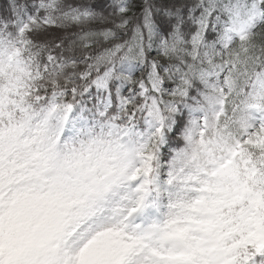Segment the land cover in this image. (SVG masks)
Returning <instances> with one entry per match:
<instances>
[{
	"label": "trees",
	"instance_id": "16d2710c",
	"mask_svg": "<svg viewBox=\"0 0 264 264\" xmlns=\"http://www.w3.org/2000/svg\"><path fill=\"white\" fill-rule=\"evenodd\" d=\"M178 1L170 18L149 0H0V105L25 127L51 107L111 124L127 142L112 154L149 168L174 236L217 264H264V0ZM110 156L92 158L101 185ZM49 157L57 172L83 159ZM3 242L4 264L43 245Z\"/></svg>",
	"mask_w": 264,
	"mask_h": 264
},
{
	"label": "rangeland",
	"instance_id": "374dc122",
	"mask_svg": "<svg viewBox=\"0 0 264 264\" xmlns=\"http://www.w3.org/2000/svg\"><path fill=\"white\" fill-rule=\"evenodd\" d=\"M149 2L153 7L169 8L170 18L180 14L179 7L185 8L178 0ZM55 36L49 41L61 39L62 33ZM50 116L51 112L40 117L26 133L27 145H14L4 152V138H0V234L8 232L22 239L31 234L45 244L31 256L32 264H45L44 259L47 264H214L191 256L187 242L179 244L178 237L169 235L173 213L161 196L155 202L150 199L144 166L127 168L124 160L111 157L105 160L103 186H98L88 166L86 170L77 166L57 172L47 157L44 135H39ZM12 117V112L0 109V121ZM82 126L94 143L93 127L80 117L69 118L58 128L54 145L68 154L85 150L92 157L96 146L91 149L87 143H77L75 131ZM3 248L0 238V264Z\"/></svg>",
	"mask_w": 264,
	"mask_h": 264
},
{
	"label": "bare ground",
	"instance_id": "6f19581e",
	"mask_svg": "<svg viewBox=\"0 0 264 264\" xmlns=\"http://www.w3.org/2000/svg\"><path fill=\"white\" fill-rule=\"evenodd\" d=\"M157 19H160L162 25H165L167 23V20H164L162 14H157Z\"/></svg>",
	"mask_w": 264,
	"mask_h": 264
}]
</instances>
